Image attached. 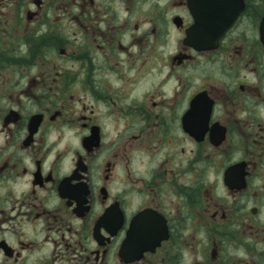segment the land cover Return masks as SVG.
Masks as SVG:
<instances>
[{
	"label": "flooded vegetation",
	"instance_id": "obj_1",
	"mask_svg": "<svg viewBox=\"0 0 264 264\" xmlns=\"http://www.w3.org/2000/svg\"><path fill=\"white\" fill-rule=\"evenodd\" d=\"M0 264H264V0H0Z\"/></svg>",
	"mask_w": 264,
	"mask_h": 264
},
{
	"label": "water",
	"instance_id": "obj_2",
	"mask_svg": "<svg viewBox=\"0 0 264 264\" xmlns=\"http://www.w3.org/2000/svg\"><path fill=\"white\" fill-rule=\"evenodd\" d=\"M228 26H229V25L224 26V27L222 28V32H223L224 30H226V28H227Z\"/></svg>",
	"mask_w": 264,
	"mask_h": 264
}]
</instances>
